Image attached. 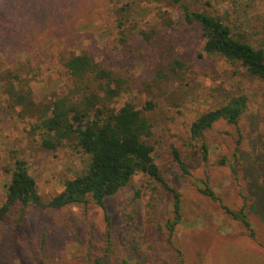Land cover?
<instances>
[{"label":"rangeland","instance_id":"374dc122","mask_svg":"<svg viewBox=\"0 0 264 264\" xmlns=\"http://www.w3.org/2000/svg\"><path fill=\"white\" fill-rule=\"evenodd\" d=\"M127 3L133 15L124 27V43L114 12ZM180 3L222 17L236 37L264 50V0ZM180 3L0 0V73L17 72L23 63L20 75L31 79L26 87L45 104L73 88L60 54H91L126 81L127 91L115 108L131 102L142 109L154 102L148 113L154 133L150 144L182 206L181 221L170 236L165 224L174 218L171 194L162 187L155 193L154 183L138 174L106 199V210L89 199L59 214L29 209L23 218L18 207L0 227V264H181L178 250L185 264H264V82L240 64L208 57L199 30L184 22ZM164 17L172 18V26L164 24ZM174 59L188 67L183 81L171 71ZM241 94L249 98V107L238 123L240 146L236 126L217 123L207 133L209 164L184 175L171 154L173 146L185 158L191 124ZM19 111L0 84V207L13 152L28 161L44 200L61 193L65 180L89 161L67 142L55 151L43 149ZM204 182L219 201L203 194ZM138 190L142 195L136 199ZM244 206L250 228L224 209L238 212Z\"/></svg>","mask_w":264,"mask_h":264},{"label":"trees","instance_id":"16d2710c","mask_svg":"<svg viewBox=\"0 0 264 264\" xmlns=\"http://www.w3.org/2000/svg\"><path fill=\"white\" fill-rule=\"evenodd\" d=\"M114 1L116 0H109L111 3ZM174 2L180 3V0ZM131 5L124 4L114 12L118 28L122 29L124 43V27L133 15ZM180 5L184 22L199 30L203 39V51L208 57L240 64L249 74L264 82L262 48H255L245 39L236 37L222 17L211 15L205 10L192 11L182 3ZM163 19L165 25L172 26V18ZM141 35L145 39L150 38L143 31ZM59 60L70 76L73 88L66 95L56 96L48 103H37L33 91L26 87L31 79L21 77L22 70L19 68L23 63L17 72L16 68H12L0 73V84L4 92H10L13 106L20 108L18 116L30 123V134L40 136L43 149L55 151L67 142L88 155L89 161L85 169L75 173L74 178L65 180L61 193L50 200H44L30 172L28 161L13 152L12 167L7 168L11 178L7 184L6 201L0 207V227L6 217L18 207L23 218L29 209L59 214L71 206L87 203L89 199L106 210L107 198L115 196L130 185L133 177L143 174L154 183L155 193L162 187L172 196L174 218L166 222L165 228L173 236L182 217L181 196L165 179L155 161L154 147L150 144L154 133L148 113L154 110V102L147 101L142 109L131 102L115 108L113 105L127 91L126 81L122 77L100 65L86 52L61 53ZM187 68L184 62L172 60L171 71L177 79H185ZM248 107L247 95H234L219 107L200 115L191 124L186 140V157L183 158L182 152L174 146L171 152L184 175H191L193 171L209 164L210 145L207 133L217 123L224 121L236 126L240 146L238 123ZM224 162L222 159L219 164ZM203 185V194L214 201L220 200L206 182ZM141 195L138 190L136 199L141 198ZM150 201L154 209L155 198L152 197ZM224 209L247 228L251 227L245 206L238 212L226 207ZM148 237L147 235L145 239L148 240ZM177 252L181 264H185L182 252Z\"/></svg>","mask_w":264,"mask_h":264}]
</instances>
